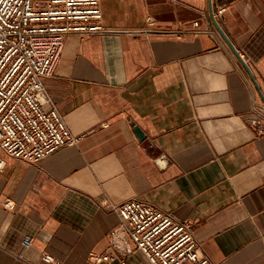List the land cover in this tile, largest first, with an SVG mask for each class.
Instances as JSON below:
<instances>
[{
	"label": "crops",
	"instance_id": "1",
	"mask_svg": "<svg viewBox=\"0 0 264 264\" xmlns=\"http://www.w3.org/2000/svg\"><path fill=\"white\" fill-rule=\"evenodd\" d=\"M102 10L105 31L70 33L45 80L80 140L37 164L6 157L0 171V264H56L45 252L104 264L89 253L112 250L108 205L133 197L189 222L216 263L264 264V133L251 123L264 103V0ZM128 264L151 263L137 251Z\"/></svg>",
	"mask_w": 264,
	"mask_h": 264
},
{
	"label": "built area",
	"instance_id": "2",
	"mask_svg": "<svg viewBox=\"0 0 264 264\" xmlns=\"http://www.w3.org/2000/svg\"><path fill=\"white\" fill-rule=\"evenodd\" d=\"M222 13L219 9L215 15ZM148 23L154 25L151 18ZM103 31L102 0H0V171L6 168V157L37 164L78 143L80 136L67 126L45 80L53 76L70 33L85 38ZM255 114L251 123L262 134L264 103ZM108 208L119 216L109 233L112 250L91 251V261L128 264L129 256L140 251L151 264H218L191 224L172 213L137 197ZM32 242L26 235L17 256L23 258ZM42 259L61 263L48 252Z\"/></svg>",
	"mask_w": 264,
	"mask_h": 264
},
{
	"label": "water",
	"instance_id": "3",
	"mask_svg": "<svg viewBox=\"0 0 264 264\" xmlns=\"http://www.w3.org/2000/svg\"><path fill=\"white\" fill-rule=\"evenodd\" d=\"M130 124L132 125L133 131L135 135L137 136L138 140L141 142L145 141L147 139L146 132H144V130L134 120H131Z\"/></svg>",
	"mask_w": 264,
	"mask_h": 264
}]
</instances>
